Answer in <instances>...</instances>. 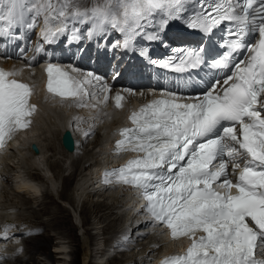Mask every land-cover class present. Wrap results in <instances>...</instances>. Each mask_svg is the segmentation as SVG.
I'll list each match as a JSON object with an SVG mask.
<instances>
[{
    "label": "snow or ice",
    "instance_id": "snow-or-ice-1",
    "mask_svg": "<svg viewBox=\"0 0 264 264\" xmlns=\"http://www.w3.org/2000/svg\"><path fill=\"white\" fill-rule=\"evenodd\" d=\"M196 2L103 0L81 8L76 0H0V36L17 28L32 30L42 18L45 43L64 35L79 40L87 26L89 39L106 38L112 30L123 37L122 45L112 47L128 48L139 36L160 39L169 21L179 18L187 3ZM186 23L206 34L227 23L221 44L226 50L210 62L223 76V85L217 90V79L210 90L193 97L168 93L131 112L132 126L118 130L114 154L136 155L106 170L102 183L138 190L144 210L170 230L171 239L191 241L184 254L160 264H264V0H199ZM148 26L156 31L147 32ZM173 51L179 55L153 63L177 71L204 63L203 46ZM145 54L146 49L141 51ZM44 72L46 91L61 102L88 107L85 101L97 94L84 85L99 88L101 102L108 101L111 89L100 76L89 72L79 79L50 62ZM15 75V69L0 68V149L30 127L36 111L30 103L32 89L11 78ZM113 99L121 108L124 97L118 93ZM225 155L232 160L247 157L243 166L233 162V169H239L235 183L228 178ZM8 227L0 239L9 238Z\"/></svg>",
    "mask_w": 264,
    "mask_h": 264
},
{
    "label": "rangeland",
    "instance_id": "rangeland-1",
    "mask_svg": "<svg viewBox=\"0 0 264 264\" xmlns=\"http://www.w3.org/2000/svg\"><path fill=\"white\" fill-rule=\"evenodd\" d=\"M111 120H112V118H109L107 120L108 123H110ZM100 134L101 133L98 132V135H95V136L91 137L89 140H87L85 142V144L83 145V147L81 148V152L78 154V156L74 157V159L71 158L72 160L65 159L62 156V154H61L62 152L59 149H57L56 151L52 150V148H50L52 146L49 143L47 138H46V140H42L40 138L41 139L40 140L41 145H43V149H44V153H43L44 158H41V160L43 159L45 161V162L43 161V163L46 164L49 161V164H51V163L54 164V163L58 162L59 164H61L63 166L62 170H58L54 174L49 173V174H47V176L53 177L55 175L54 176L55 179L53 178V182H55V184H56L57 192H60V193L62 192L63 194H65V199L63 198V196L60 197V199H57L56 196H50V192H49L48 187H47V180H45L46 178L43 179L44 178L43 177V171L40 170L39 167L34 168V169L26 168L27 169L26 171L28 172L30 170V173L39 174L40 177L35 182H37L41 185L40 191H41L42 197L39 196V198H38V194H35L36 199H30L29 196H31V194H28V193L25 194L24 193L23 194L24 196H23V195H20L18 193H15V190L13 189L14 188L13 185H11V184L10 185L9 184L3 185L4 190L3 189L0 190V200L4 204L7 202L4 206H6V207H12L13 206V208L16 209L15 213L13 214V219H17V220L25 219L26 222L33 223V225L42 224L43 227H45V231L42 230V232L39 234L31 235V237H37L36 240H35V238H33L32 240L30 239V241H28L26 243V241L28 240L27 239V240H25V243L21 244L22 252L18 255V257L20 256L19 258L22 259L21 261L16 260V257L11 259V260L9 258H7V259H5V261H1L2 264H22V263H24V264H80V258L79 257H80V252H81L82 246L80 244L81 243V240H80L81 230L79 228V223L84 224V229H83L84 231L88 229V231H86L87 233H85L86 238L84 237L85 239H87L86 241L88 242V244L86 242L87 253H88L89 248L91 246L105 245L106 242H104V241L120 228L121 221L117 222L116 225H113L112 229L107 230L106 233L104 232V234H101V229L99 226L101 224V222H100V224H98V222H97L98 221L97 217H99V214L102 213L103 211L102 212L100 211L97 214V210L94 207L95 204L98 201H103V203H104V201H107V203L109 202L111 204L112 199H103V198L87 196L86 194H84V195L80 194V198L78 197V199H76L77 201L75 203V207L77 208L75 211H77L78 218L76 217L77 214H74V212L71 209V207L74 206L73 205L74 203L71 201L72 192L75 194L74 188L77 184L76 182L79 179H81V176L86 175V173L90 172V170L92 169L89 167V164H91L90 160H92V159L88 158L89 157L88 151L92 150V148H95L96 146H98L97 144H99V142H100V137H99ZM33 135L35 136V133H32V136ZM34 136L32 137L33 140H35V139L38 140ZM96 142H97V144H96ZM86 144H88V145H86ZM47 145H49V146H47ZM79 159H80V161H79ZM93 160L95 161V158H93ZM11 161L14 162L15 158L8 159L7 161H5L7 163L3 162L2 168L4 169L7 164L8 165L12 164ZM77 161H78V163H77ZM74 162L77 164H74ZM65 164H66V166H65ZM15 167H17V165ZM37 169H38V171H37ZM35 170H36V172H35ZM26 171H24V172H26ZM12 173H14V172H12ZM66 176L69 178V181H70L69 182L70 185L69 184H68L69 186L67 185L68 187L66 186V184H64V180H63V177H66ZM11 177H14V176H11ZM41 178L44 181H42V180L40 181ZM2 183H5V182H2ZM11 189H13L14 194L12 193ZM11 201H14V202H11ZM39 201L44 203L43 207L46 206V209H47L46 213L45 212L40 213L41 208H43V207L41 205H39V206L37 205L38 203H40ZM21 204L23 205V207ZM75 207H73V208L75 209ZM82 207H83V209H82ZM80 210L81 211L85 210L86 214L81 213L79 215ZM95 211H96V213H95ZM114 212H116V210ZM0 214H2L1 211H0ZM45 223L47 226L45 225ZM96 229H98V230H96ZM41 237H43L45 239H43ZM147 238L148 237H146L144 240H147ZM141 240H143V239H141ZM112 241H114V239H112ZM112 241L109 243L112 244L113 243ZM61 242L64 243V247H65V249H64L65 254L63 257L59 256L60 254H62V253H59L60 251L55 250L56 249L55 246L56 245L58 246L59 243H61ZM109 243H107V244H109ZM37 244H43L41 246H44V250L43 251L38 250ZM142 245L145 246L146 243H144ZM32 247H34V249L35 248L36 249L32 250ZM111 250L114 251V253L111 256V258L103 261L104 264H112L113 263L112 261L115 258L120 259L123 256L126 257V256L130 255L133 251V250H130V251L118 253V252H116L117 249L113 248ZM25 252H26V255H25ZM57 253H59V254H57ZM113 256L115 258H113ZM30 258L32 260H29Z\"/></svg>",
    "mask_w": 264,
    "mask_h": 264
},
{
    "label": "bare ground",
    "instance_id": "bare-ground-1",
    "mask_svg": "<svg viewBox=\"0 0 264 264\" xmlns=\"http://www.w3.org/2000/svg\"><path fill=\"white\" fill-rule=\"evenodd\" d=\"M10 66V65H9ZM7 68H9V67H7ZM30 70H33V69H30ZM12 71V70H11ZM32 77V76H31ZM34 78V77H33ZM99 105V104H98ZM98 105L97 106H95V109L93 110V112H96L97 111V108H98ZM43 106L45 107V108H47V109H49V110H47L46 112H45V115L42 117V115H40L39 117H38V122H39V126H34L30 131H28L26 134H25V142L28 140V138L29 139H31L33 136H32V133H35V136L34 137H36L38 140H32V142H35L36 143V145L38 146V149H39V153H38V155H31V154H25V151L23 150V149H18V150H16L15 152H12L11 150H8V151H5V153L2 155V153H0L1 155H0V190H2L3 189V185H5V184H11V185H13V189L15 190V193H18V194H20V195H23L24 193L26 194V193H28V194H31V196H29L30 197V199H36V197H35V194H38V198H39V196L40 197H42V194H41V191H40V184L39 183H37V182H33V181H30L29 179H31V180H34V181H36V180H38L39 179V174H37V173H30V170L27 172L26 170V168H29V169H34V168H37V167H43V176H45V174L47 175V174H49V173H51V174H54L56 171H58V170H62V168H63V166L61 165V164H59L58 162L57 163H51V164H49V161H48V163H46V164H44L43 163V159L41 160V158H44V149H43V145H41V142H40V140L42 139V140H46V138L48 139V141H49V143L51 144V146L52 147H50V148H52V150H54V151H56L57 149H59V147H60V145L58 144V142H59V136H60V133L62 132V130L64 129L62 126H63V122H62V120H61V118H59L60 117V114H59V110L57 109V108H54V107H50V105L48 104V103H44L43 104ZM106 109L108 110V111H110L111 112V109H110V107H106ZM67 111V110H66ZM49 112H51V114L49 113ZM70 112H73V109H71L70 111H67V113L69 114ZM104 118H102L101 119V123H102V127L99 129V131H101V134H102V136L103 135H105V130H104V127L105 128H107L108 126L110 127V126H114L116 123H117V118H115V117H113L112 118V120H111V122L110 123H108V121L107 120H103ZM103 120V121H102ZM108 123V124H107ZM94 134H91L90 136H87L86 137V139H85V141H84V143L87 141V140H89L92 136H93ZM32 136V137H31ZM31 137V138H30ZM41 138V139H40ZM33 139V138H32ZM100 142H101V136H100ZM100 142H99V144H97V142H96V144L98 145V146H96L95 148H92V150H89L88 151V158H91L92 160H93V158H95V162H98L97 161V159L96 158H98V156H99V158H101L103 155L100 153V150L102 149L100 146ZM57 144V145H56ZM56 145V146H55ZM86 145H88V144H86ZM47 146H49V145H47ZM81 147H83V146H81ZM93 147V146H92ZM88 148V147H87ZM42 150V151H41ZM63 150V149H62ZM9 151H11V152H9ZM98 151V153L96 154V152ZM28 153V152H27ZM52 154V153H51ZM62 156L65 158V159H69V157H72L73 159H74V155L73 154H69V153H67V152H65V151H63L62 153ZM86 154V153H85ZM96 154V155H95ZM92 155H94V157L92 156ZM50 156V155H49ZM10 158H15V161L14 162H12V164H10V165H6L5 166V168L3 169L2 168V164H3V162L4 163H7V162H5V161H7L8 159H10ZM14 160V159H13ZM70 160V159H69ZM92 160H90V162H92ZM79 161H80V159H79ZM89 161V160H88ZM94 161V160H93ZM102 161H106V160H102ZM45 162V161H44ZM52 162V161H51ZM10 163V162H9ZM66 163V162H65ZM77 163H78V161H77ZM77 163H75L74 162V164H77ZM89 163V162H88ZM17 165V167H15ZM95 166V165H94ZM89 167L90 168H92L93 167V165L92 164H89ZM24 171H26V172H24ZM37 171H38V169H37ZM2 172V173H1ZM11 172V173H10ZM12 172H14V173H12ZM35 172H36V170H35ZM41 172V171H40ZM58 173V172H57ZM80 173V172H79ZM13 174V175H12ZM82 174V173H81ZM11 176H14V177H11ZM55 176V175H54ZM52 177V176H47L46 177V179L45 178H43V179H45V180H47L48 182H49V184L51 185V187H52V189H53V191H56V184H55V182H53V178L55 179V177ZM27 178H29V179H27ZM42 178L40 179V181L42 180ZM90 179V174L89 173H86V175H83V176H81V179H79L76 183V186H75V188H74V192H75V194L72 192V198H71V201L74 203L73 205L74 206H72L71 207V209H72V211L74 212V214H77V211H75L77 208L75 207V203H76V199H78V197L80 198V194L81 195H84V194H86L87 196H91V197H97V198H103V199H112L111 201V204L109 203H107V201H104V203H103V201H98L96 204H95V208H96V210H97V214L101 211H103L102 213H100L99 214V217H97L98 218V224H100V222H101V224L99 225L100 226V229H101V234H104V232L106 233V231L107 230H109V229H112V226L113 225H116L117 224V222H119L120 221V219L117 217V214H120V210H118V208H120L122 205H119V202L120 201H122L123 200V194L122 193H119L118 191L116 192V193H110L109 195H107V196H105V195H96V194H94L93 192H90L94 187L93 186H91V188L89 187V185L91 184V179ZM63 180H64V184H66V186L69 184V178L66 176V177H63ZM42 181H44V180H42ZM2 182H5V183H2ZM58 182V181H57ZM90 182V183H89ZM70 185V184H69ZM68 185V186H69ZM67 186V187H68ZM47 187H48V184H47ZM6 188V187H5ZM49 188V187H48ZM13 189H11L12 190V193L14 194V191H13ZM4 190V189H3ZM73 190V189H72ZM128 193V192H127ZM10 194V193H9ZM85 195V196H86ZM24 196V195H23ZM63 196V198L65 199V194H63L62 192L60 193V197H62ZM9 198V197H8ZM19 198V197H18ZM28 198V197H27ZM131 198V197H130ZM13 199V198H12ZM28 200V199H27ZM21 201V200H20ZM132 201H133V198H132ZM6 202V201H5ZM11 202H14V201H11ZM40 202V201H39ZM71 202V203H72ZM106 202V203H105ZM7 203V202H6ZM5 203V204H6ZM38 203V202H37ZM4 203H2L1 202V200H0V211L2 212V214H0V221H1V219L3 218V219H7V217H11V214L10 213H12V211H9V210H12L13 209V206L12 207H6V206H4L5 205ZM22 205V204H21ZM38 206L39 205H41L42 207L44 206V203H42V202H40V203H38L37 204ZM9 206V205H8ZM16 207V206H15ZM22 207H23V205H22ZM73 207H75V209L73 208ZM84 207V206H83ZM83 207H82V209H83ZM132 207H133V205L128 209V213L132 210ZM117 211V212H114V211ZM46 213L47 212V209H46V206L45 207H43V208H41V211H40V213ZM35 213V212H34ZM81 213H83V214H86V211L85 210H80V213H79V215L81 214ZM95 213H96V211H95ZM24 221H26L25 219H23ZM27 224L29 225V226H31V224H33V223H29V222H27ZM80 224H82V223H80ZM123 223H121V225H122ZM45 225H46V223H45ZM47 226V225H46ZM33 227H35V225H33ZM82 227H83V229H84V224H82ZM98 228V227H97ZM39 230H40V232L39 233H41L42 232V230H44V228L42 229V228H38ZM142 229V227H140V229H135L134 227H132L131 229H130V231H133V230H135L134 232H138V231H140ZM81 230V229H80ZM96 230H98V229H96ZM86 231H88V229L87 230H85V233H87ZM39 233H36V234H39ZM120 234V233H128V230H124V231H121L120 229H118L117 231H115V233H113L111 236H109L104 242H106V244L104 245L105 247H107L108 246V244L107 243H109V242H111L112 241V239H116L117 238V234ZM36 234H32V235H36ZM116 234V235H115ZM115 235V236H114ZM85 236H83L82 238H81V244H83V246H87V244H88V242L86 241L87 239H85L84 238ZM33 238H35V240H36V238L37 237H31V235L30 236H28V237H26L25 238V240H27L26 241V243L28 242V241H30V239L32 240ZM41 238H43V237H41ZM143 239V240H141V239ZM146 238V236L144 235V236H141V237H137L136 239H137V244L132 248V253L130 254V255H128V256H123V257H121L120 259H118V258H115L114 256H113V258H115L112 262V264H136L135 263V259L137 258V256H141V254L143 253V252H145V251H148V255H150V256H153L154 254H156L157 253V251L158 250H156L155 248H146V249H141L142 247H146V245H147V242H144V243H146V245L144 246V245H142V244H144L143 243V241H144V239ZM40 239V238H39ZM43 239H45V238H43ZM25 240L23 241V243H25ZM86 242H87V244H86ZM113 243H115L116 244V246H114V247H120L119 246V244H118V242L117 241H112ZM31 243V242H30ZM112 243V244H113ZM33 244V243H32ZM111 244V245H112ZM41 245H43V244H37V247H38V250H44V246H41ZM169 246H171V245H169ZM56 247V249L55 250H57V251H60L59 253H62V254H60L59 256H64V249H65V247H64V243L63 242H61V243H59V245L57 246H55ZM111 248V247H110ZM34 249V247H32V250ZM36 249V248H35ZM34 249V250H35ZM136 250H137V252H136ZM91 251H93V249L91 250ZM134 252V253H133ZM59 253H57V254H59ZM1 255H2V253H0ZM25 255H26V252H25ZM24 255V256H25ZM3 258H0V260L2 259L3 261H5L4 260V257L5 256H2ZM20 257V256H19ZM18 256L16 257V260H18V261H21L22 259H20ZM6 258H9L10 260L11 259H13L12 257H6ZM29 260H32L31 258L29 259ZM86 260H87V255H86V257H84V259H82L81 261H80V264H93V263H91V262H86ZM108 260V259H107ZM140 260V259H139ZM24 262V261H23ZM107 263V262H106ZM0 264H2L1 262H0ZM22 264H24V263H22Z\"/></svg>",
    "mask_w": 264,
    "mask_h": 264
},
{
    "label": "water",
    "instance_id": "water-1",
    "mask_svg": "<svg viewBox=\"0 0 264 264\" xmlns=\"http://www.w3.org/2000/svg\"><path fill=\"white\" fill-rule=\"evenodd\" d=\"M61 142L64 145V147L68 150L71 151L72 150V143H70L68 134H65L62 138H61Z\"/></svg>",
    "mask_w": 264,
    "mask_h": 264
}]
</instances>
